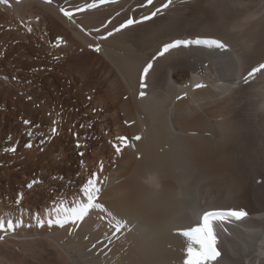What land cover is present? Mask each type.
Listing matches in <instances>:
<instances>
[{"label":"bare ground","instance_id":"obj_1","mask_svg":"<svg viewBox=\"0 0 264 264\" xmlns=\"http://www.w3.org/2000/svg\"><path fill=\"white\" fill-rule=\"evenodd\" d=\"M89 2L0 0V264H264V72L248 77L264 63V0H171L104 40L167 0H96L71 21L60 12ZM197 38L228 47L171 49L141 90L164 43ZM93 172L104 210L49 227ZM213 209L247 217L211 216L223 254L206 263L180 231Z\"/></svg>","mask_w":264,"mask_h":264},{"label":"snow or ice","instance_id":"obj_2","mask_svg":"<svg viewBox=\"0 0 264 264\" xmlns=\"http://www.w3.org/2000/svg\"><path fill=\"white\" fill-rule=\"evenodd\" d=\"M101 3L104 2V0H100ZM154 3V0H144L143 7L150 6ZM171 3V0H167V2L162 3L160 7L156 8L154 11H151L150 13L141 16L139 19L129 16L124 22L120 23L116 28L113 29V32H107L104 36L99 37V39L104 40L107 39L109 36L113 35L114 32H119L123 29L129 28L136 24H142L146 21L152 20L154 17H156L158 14H160L164 9H167L169 7V4ZM98 5L96 3V0H92V2L86 3L84 7L82 8H74L72 10H66L64 8L60 9V12L63 14V16L67 17L70 21L73 20V17L77 15L78 13L84 12L89 9H94ZM110 23V22H109ZM103 27H107V25H104ZM31 27H27V31L31 32ZM81 30L85 31L86 34L91 35V33L87 32L86 29H84L81 26ZM95 31H100V29H96ZM62 38L57 37L56 38V47L60 46ZM201 44H212L215 45L217 49L219 48H227L228 44L226 41L222 39H194V40H188V39H176L172 42L164 43L160 50L156 53V55L152 58V60L148 61V63L144 66L142 72L140 73V88L143 90L146 87L145 80L146 76L150 73L151 69L153 68L154 61L158 59L159 57L163 56L165 53H168L169 50L175 49L181 46H189V45H201ZM89 48H94L95 51H100V45H89ZM43 70V69H41ZM50 70V69H49ZM257 72H264V63H259L258 66L253 67L251 71L248 73V77L254 76ZM7 79V77H4ZM15 79V77L13 78ZM201 84H196L194 87L199 88L202 87ZM29 100H31V97H28ZM32 121L25 120V125H30ZM55 121H53V124L55 125ZM39 127V125H37ZM80 127H84V125H80ZM58 129L54 126L51 128V136H55L57 134ZM29 135H32V133H29ZM74 135H77L74 133ZM47 137L41 140V144L45 143L47 141ZM117 140L120 138L117 137ZM33 145L31 141L25 144L26 148H31ZM76 147H80V141L77 140ZM114 147H117V145L114 143ZM15 146L7 149V151H15ZM43 150V149H41ZM81 157L84 155V153H78ZM83 163V161H81ZM101 170L103 169V165L101 163L100 165ZM55 179V177H53ZM38 183V181L33 180L32 182H29L26 187L31 189L34 184ZM100 181L98 180V173H91L90 177L86 180V182L81 185L80 187V194L83 197V200L78 201L74 206L67 207L64 205L59 206L58 208L54 207L52 209V212L55 213L54 215H49V218L47 219L46 223L49 227L57 226V227H64L65 225L71 223L74 225H78L90 212V210L94 209H101L104 210L105 206L98 202L99 193L101 191V188L98 186ZM23 199V193H17V199L15 203L19 205L22 202ZM23 223L22 220H19L17 222H13L12 220L7 221V228L10 230H15L16 227H19ZM45 224V221L43 219H40L38 221V226H43ZM123 227H126V224L116 225V231L119 232L123 229ZM5 228V223L3 221H0V231H2ZM71 231V229H69ZM0 239H3L2 236H0ZM95 247V246H94Z\"/></svg>","mask_w":264,"mask_h":264},{"label":"rangeland","instance_id":"obj_3","mask_svg":"<svg viewBox=\"0 0 264 264\" xmlns=\"http://www.w3.org/2000/svg\"><path fill=\"white\" fill-rule=\"evenodd\" d=\"M93 111V110H92Z\"/></svg>","mask_w":264,"mask_h":264}]
</instances>
